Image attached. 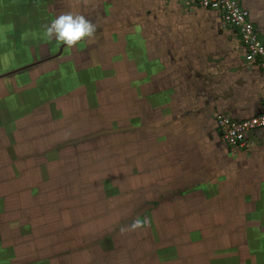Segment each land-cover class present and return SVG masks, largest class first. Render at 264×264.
I'll use <instances>...</instances> for the list:
<instances>
[{
  "label": "rangeland",
  "instance_id": "374dc122",
  "mask_svg": "<svg viewBox=\"0 0 264 264\" xmlns=\"http://www.w3.org/2000/svg\"><path fill=\"white\" fill-rule=\"evenodd\" d=\"M0 2L1 72L68 56L12 77L23 90L0 108V198L16 205L8 212L28 237L22 244L7 234L1 259L12 248L14 264H264L262 194L241 201L229 193L235 186L222 189L221 174L205 167L222 157L212 141L179 152L175 138L151 136L157 128L141 107L153 99L142 104V79L132 87L136 63L127 61L158 37L161 19L149 0ZM69 13L96 26L93 39L68 47L46 37V27ZM146 205L154 208L124 224Z\"/></svg>",
  "mask_w": 264,
  "mask_h": 264
},
{
  "label": "crops",
  "instance_id": "0c3cea01",
  "mask_svg": "<svg viewBox=\"0 0 264 264\" xmlns=\"http://www.w3.org/2000/svg\"><path fill=\"white\" fill-rule=\"evenodd\" d=\"M149 2L153 5L154 13L159 15L158 20L161 19L155 24L159 31L158 37L147 40L152 43L150 45L152 48L143 49L141 54L132 53L127 61L136 63L135 69L130 71L132 87L137 89L138 83L134 81L139 77L142 79V104L145 100L153 99L141 107L146 111L147 121H151L147 125L157 128L155 132L151 128L152 133L151 129L149 130L151 136L175 138L179 152H182L184 148L182 146L186 144H201L205 139L212 141L221 149L222 157L220 160L212 158L210 164H205L209 174L213 176L221 174L222 189L226 191V188L230 190L235 186L237 190L231 189L229 193H237L241 201L250 200L252 197H246V194L255 192L262 194L257 196V200L262 198L264 201V128L249 137L253 143L251 148L231 150L221 141L214 122L217 114L245 120L264 113V77L258 63L245 58V48L239 35L235 30L223 25L219 12L200 8L194 0ZM239 2L248 10L250 19L264 44V0ZM2 8H5L4 5ZM45 13L52 14V11ZM25 15L29 16L31 21H37L35 18L32 19V15H38L36 10L31 12L29 9ZM49 56H53V53ZM61 56H63L61 61L67 60L68 56L60 53L51 62L54 63ZM27 65L29 64L10 68V71ZM2 71L0 75L10 72ZM17 76L19 75L13 77ZM12 81V77L0 80L1 109L8 96L23 90L15 88ZM153 111L157 112V117L153 116ZM3 122L2 119L1 126ZM191 164L198 168L200 162L198 164L196 159ZM180 166L182 167L181 159ZM5 198H0L2 220L0 224L3 227L0 226V251H4L3 247L8 242L7 234L14 236L17 233L21 243L28 238L25 230H22L24 232L21 235V226L17 225V219L11 215L13 213L8 212L9 209H15L16 205L11 208ZM1 210H5L6 213ZM1 229H4V233ZM80 235L86 240L85 232ZM90 243L92 247L98 244L92 239ZM27 248L32 252L29 244ZM8 251L13 255L12 248L7 249ZM11 254L6 258H0V264H6L7 261L12 264L14 260H11L13 258ZM75 254L81 255L78 251Z\"/></svg>",
  "mask_w": 264,
  "mask_h": 264
},
{
  "label": "built area",
  "instance_id": "2783aa9c",
  "mask_svg": "<svg viewBox=\"0 0 264 264\" xmlns=\"http://www.w3.org/2000/svg\"><path fill=\"white\" fill-rule=\"evenodd\" d=\"M203 9L219 12L225 27L239 35L245 48V58L258 63L264 77V44L250 19V14L239 0H194ZM215 128L221 141L231 150L249 149L253 146L249 138L257 130L264 128V113L245 120H236L225 114L214 118Z\"/></svg>",
  "mask_w": 264,
  "mask_h": 264
},
{
  "label": "clouds",
  "instance_id": "9594fccd",
  "mask_svg": "<svg viewBox=\"0 0 264 264\" xmlns=\"http://www.w3.org/2000/svg\"><path fill=\"white\" fill-rule=\"evenodd\" d=\"M96 26L81 15L65 14L54 19L46 27L45 35L51 41L68 47L77 45L78 42L94 38Z\"/></svg>",
  "mask_w": 264,
  "mask_h": 264
},
{
  "label": "water",
  "instance_id": "95a60500",
  "mask_svg": "<svg viewBox=\"0 0 264 264\" xmlns=\"http://www.w3.org/2000/svg\"><path fill=\"white\" fill-rule=\"evenodd\" d=\"M59 54V53H58ZM60 55V54H59ZM57 57L56 55L53 56V57H49L46 59L43 58L39 61H34L33 63L25 66V67H21L20 69H17V70H14V71H10V72H7L5 74H2L0 75V80L1 79H4V78H10V77H13V76H16V75H20L34 67H36L38 64L40 63H43V62H46V61H50L52 60L53 58ZM117 131H114L113 129L112 130H104V131H100L94 135H91L90 137H87V138H81V139H78V140H75L73 142H68L65 146L66 147H72V146H75L76 144H80V143H83V142H87V141H90V140H93L95 138H100V137H103V136H108L110 134H114L116 133ZM154 208V205H146L144 206L143 208L140 209L139 212H137L132 218H130L127 222H125L124 224L127 225V224H131L132 222L138 220L139 218H141L143 215H145L147 212H149L151 209Z\"/></svg>",
  "mask_w": 264,
  "mask_h": 264
}]
</instances>
